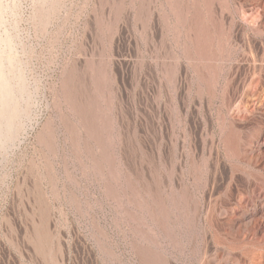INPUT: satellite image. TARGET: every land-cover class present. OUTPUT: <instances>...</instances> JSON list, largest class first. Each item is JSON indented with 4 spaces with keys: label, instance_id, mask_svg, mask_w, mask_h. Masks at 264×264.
Masks as SVG:
<instances>
[{
    "label": "rangeland",
    "instance_id": "374dc122",
    "mask_svg": "<svg viewBox=\"0 0 264 264\" xmlns=\"http://www.w3.org/2000/svg\"><path fill=\"white\" fill-rule=\"evenodd\" d=\"M262 4L0 0V264H264Z\"/></svg>",
    "mask_w": 264,
    "mask_h": 264
},
{
    "label": "bare ground",
    "instance_id": "6f19581e",
    "mask_svg": "<svg viewBox=\"0 0 264 264\" xmlns=\"http://www.w3.org/2000/svg\"><path fill=\"white\" fill-rule=\"evenodd\" d=\"M261 9H262V11L264 12V4H262L261 5ZM263 54V53H262ZM250 61H251V65L253 64L254 66H253V69H255L256 68V70L257 69H260L261 68V65L263 64L262 63V60L264 59L263 58V55L262 56H260V55H257V54H251V56H250ZM260 65V66H256V65ZM258 67V68H257ZM256 70H254L255 72H256ZM254 73V72H253ZM254 74H256V73H254ZM5 88V87H4ZM5 92H4V90H3V94H4ZM264 98V97H263ZM261 131V130H260ZM259 133V132H258ZM258 137V136H257ZM253 138V137H252ZM235 140V139H234ZM236 141V140H235ZM259 141H261V140H259ZM237 142V141H236ZM245 143V142H244ZM234 144V143H233ZM261 145V144H260ZM263 145V144H262ZM231 146H232V142H231ZM233 147V146H232ZM238 147V146H237ZM256 147H257V145H256ZM234 149H235V146H234ZM250 149V148H249ZM255 149V148H254ZM237 150V149H236ZM261 151V149H259L258 148V151ZM263 150V153H264V148L262 149ZM246 151V150H245ZM252 152V151H251ZM257 152V151H256ZM258 153V152H257ZM215 154V153H214ZM259 154V153H258ZM252 155H256V154H252ZM264 156V155H263ZM262 157V156H261ZM216 161V160H215ZM258 161V160H257ZM258 163V162H257ZM216 164V163H215ZM216 167V166H215ZM256 193V192H255ZM264 199V198H263ZM211 201V200H210ZM255 201V200H254ZM257 203V202H256ZM255 204V203H254ZM230 205V204H229ZM240 205V204H239ZM252 205V204H251ZM234 206H236V205H234ZM252 206H254V205H252ZM258 207L255 209V212L257 213H260V218H264V200L262 201V203H259L258 205H257ZM229 207V206H228ZM243 207V206H242ZM255 207V206H254ZM239 208V207H238ZM41 211V210H40ZM236 211V210H235ZM250 211H251V209H250ZM231 211H229V213H230ZM233 213V212H232ZM251 214V213H250ZM226 216V215H225ZM238 216V215H237ZM252 217H254V216H252ZM257 217V216H256ZM256 217H254L253 218V220H254V225H255V223L258 225V221H260V219L259 218H256ZM244 218V217H243ZM233 219H235V218H233ZM249 219V218H248ZM250 219H251V217H250ZM242 220V219H241ZM247 221V220H246ZM263 221V220H262ZM235 222V221H234ZM263 223V222H262ZM237 225V224H236ZM256 225V226H257ZM247 227H248V225H247ZM253 227V226H252ZM255 227V226H254ZM253 227V228H254ZM262 227V226H261ZM238 228H239V226H238ZM241 228V227H240ZM256 229V228H255ZM251 232V231H250ZM246 233V232H245ZM237 236V235H236ZM243 236H245V234L243 235ZM238 238V237H237ZM242 238V237H241ZM246 238V237H245ZM48 239H49V236H48V232H47V229L45 228V225H44V223H42V224H39L38 225V227H37V230H36V246L38 247V249L42 252V253H44V254H46L45 253V246H46V244L48 243ZM238 239H240V238H238ZM241 240V239H240ZM246 241V240H245ZM241 243V242H240ZM251 244V243H250ZM253 244V243H252ZM255 246V245H254ZM207 248H208V246H207ZM260 248H262V249H264V244L263 245H261L260 246ZM234 249H240V250H242L241 252V254L244 256V257H247L248 255H250V253H251V251L247 248V244H240L239 245V243H238V245H236L235 247H234ZM229 250V249H228ZM240 250H239V252H240ZM256 250V249H255ZM253 251V250H252ZM259 251V250H258ZM232 252V251H231ZM238 252V251H237ZM260 254V253H259ZM257 254H255L254 256H252V257H254L255 258V256H256ZM239 256V255H238ZM250 257H251V255H250ZM236 258V257H235ZM248 258V260H249V256L247 257ZM252 259V258H251ZM250 259V260H251ZM245 260V259H244ZM241 261L240 262V264H244V262L245 261ZM249 260V261H250ZM253 260V259H252ZM251 260V261H252ZM239 261V260H238ZM254 261H255V259L252 261L253 263H254ZM256 263V262H255ZM249 264H250V262H249ZM257 264V263H256Z\"/></svg>",
    "mask_w": 264,
    "mask_h": 264
}]
</instances>
